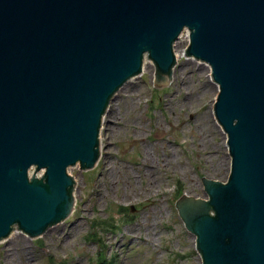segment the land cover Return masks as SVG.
<instances>
[{
  "label": "water",
  "instance_id": "water-1",
  "mask_svg": "<svg viewBox=\"0 0 264 264\" xmlns=\"http://www.w3.org/2000/svg\"><path fill=\"white\" fill-rule=\"evenodd\" d=\"M186 30L231 170L176 206L203 264H264V0H0V241L71 215L69 169L98 162L110 102L145 60L168 87Z\"/></svg>",
  "mask_w": 264,
  "mask_h": 264
},
{
  "label": "rangeland",
  "instance_id": "rangeland-1",
  "mask_svg": "<svg viewBox=\"0 0 264 264\" xmlns=\"http://www.w3.org/2000/svg\"><path fill=\"white\" fill-rule=\"evenodd\" d=\"M189 42L187 30L175 44L178 77L172 74L168 87H156V65L147 60L144 70L120 88L102 122L98 163L88 171L79 165L69 169L77 181L71 215L39 237L14 230L0 241V264H203L196 236L176 203L181 189L207 199L203 177L226 181L231 156L214 110L219 86L208 63L185 57ZM187 65L183 87L179 75ZM128 88L135 98L119 99ZM167 155L171 165L162 164ZM146 158L158 182L150 193L127 199L126 193L142 192ZM107 162L112 170L105 169ZM110 219L116 227L105 229ZM15 235L19 242L12 241Z\"/></svg>",
  "mask_w": 264,
  "mask_h": 264
},
{
  "label": "bare ground",
  "instance_id": "bare-ground-1",
  "mask_svg": "<svg viewBox=\"0 0 264 264\" xmlns=\"http://www.w3.org/2000/svg\"><path fill=\"white\" fill-rule=\"evenodd\" d=\"M187 31V30H186ZM182 36V35H181ZM176 53V52H175ZM176 57H177V54H176ZM152 61V60H151ZM146 62H147V60H145L144 61V65H143V70H144V66H145V64H146ZM152 63H153V61H152ZM190 70V66L189 65H187V66H185V70H184V72L183 73H180V75H179V77H180V79H181V82H182V85H183V87L185 86V84H186V78H187V76H186V72L187 71H189ZM200 73L202 72V71H199ZM172 74H173V77H178V75H177V68H173V72H172ZM210 75V74H209ZM131 81H132V79H131ZM204 86H205V88H204V90H206V88L209 86V83L208 82H205L204 83ZM189 91V94L191 95V90H188ZM121 92L123 93L120 97H119V99H121V100H124V99H128V98H130V99H134L135 97H134V92H132L131 91V89L130 88H128V89H122L121 90ZM120 92V93H121ZM119 93V94H120ZM111 110V109H110ZM114 113H115V111L114 110H111L110 111V113H109V117H110V124H111V126H113V127H115L114 125H115V123H117V120L116 119H114L115 118V116H114ZM209 116L210 115H208V113H207V115L204 117V119L206 120V122H207V124H209ZM206 124V125H207ZM208 126V125H207ZM200 127H204V125H201ZM99 159H100V157H99ZM99 159H98V161H99ZM161 160H162V164H167V165H171L172 164V162H173V158H172V156L171 155H167V156H165L164 158H161ZM223 158L219 161V165H222V162H223ZM145 164L147 165L146 166V168H145V170H144V173L142 174V176H141V179H142V182H143V188H142V192L141 193H136L135 191H133V192H131V194H129V193H126V194H124L125 195V197L127 198V199H132V198H134V197H138L140 194H142V193H145V194H148V193H150L151 191H153V189L155 188V184H156V181H157V177H156V172H154L153 171V168H155L154 167V165H151V164H148L147 162H148V159L146 158L145 159ZM108 163V162H107ZM106 163V167H105V169H108V171L109 170H112V168H111V166L109 165V163L107 164ZM158 182V181H157ZM100 191H101V189L100 188H98V192L100 193ZM132 194H134V195H132ZM155 217H157V216H155ZM154 217V218H155ZM14 234V233H13ZM130 237L132 238V239H135V235L134 234H130ZM151 237V236H150ZM137 238V237H136ZM19 239H20V236L19 235H15V236H13V240L12 241H15V242H19Z\"/></svg>",
  "mask_w": 264,
  "mask_h": 264
},
{
  "label": "trees",
  "instance_id": "trees-1",
  "mask_svg": "<svg viewBox=\"0 0 264 264\" xmlns=\"http://www.w3.org/2000/svg\"><path fill=\"white\" fill-rule=\"evenodd\" d=\"M182 194H183V190L181 189L178 198H179ZM104 223H105V225H104L105 229H110V227H114V228L116 227L115 220H111V219H110V220H108V221H105Z\"/></svg>",
  "mask_w": 264,
  "mask_h": 264
}]
</instances>
